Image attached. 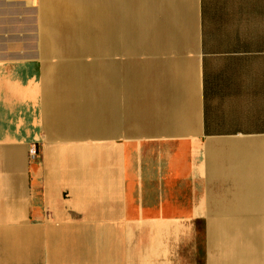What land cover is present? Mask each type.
Instances as JSON below:
<instances>
[{"label": "crops", "instance_id": "1", "mask_svg": "<svg viewBox=\"0 0 264 264\" xmlns=\"http://www.w3.org/2000/svg\"><path fill=\"white\" fill-rule=\"evenodd\" d=\"M15 1L37 34L0 55V264L245 262L246 228L264 238V0H59L77 50L47 0Z\"/></svg>", "mask_w": 264, "mask_h": 264}, {"label": "rangeland", "instance_id": "2", "mask_svg": "<svg viewBox=\"0 0 264 264\" xmlns=\"http://www.w3.org/2000/svg\"><path fill=\"white\" fill-rule=\"evenodd\" d=\"M76 6L78 5L77 0H75ZM39 6V5H38ZM62 1L59 0H47L43 1L42 6L40 7V16L42 20V25L45 27L47 32L54 31L55 32V40L54 43L56 47H64V48H75L77 50L76 40L70 37L69 33H64V28L67 25V22L70 23H81L82 16L79 17L78 14L73 17L67 16L65 19L62 18L63 12L69 11L67 8L63 9ZM71 11L78 13V8L70 9ZM36 9L30 8L28 6L23 5L22 2L15 0H0V55H23L29 53V50H35L36 43L32 41L25 42L23 39L27 38H36ZM71 15V14H70ZM52 34V32H51ZM73 44H75L73 46ZM42 45H45V42H42ZM38 46V44H37ZM33 148V147H31ZM30 148V154L33 157L40 158L41 149L38 145L35 146L36 153H32ZM247 237L246 241L249 242L246 249H248L246 257L247 260L244 262L241 261L242 264H261L258 257V251L254 247L258 245L264 246V238L261 233L260 237L256 236V241L259 238L262 242L255 243L254 241V230L250 226L246 228ZM263 232V231H262ZM256 234V233H255ZM227 239V238H226ZM258 239V240H259ZM258 242V241H257ZM220 245H214V253L215 256L220 255ZM264 248V247H263Z\"/></svg>", "mask_w": 264, "mask_h": 264}, {"label": "built area", "instance_id": "3", "mask_svg": "<svg viewBox=\"0 0 264 264\" xmlns=\"http://www.w3.org/2000/svg\"><path fill=\"white\" fill-rule=\"evenodd\" d=\"M31 152H32L33 154L36 153V148H35V147L31 148Z\"/></svg>", "mask_w": 264, "mask_h": 264}]
</instances>
